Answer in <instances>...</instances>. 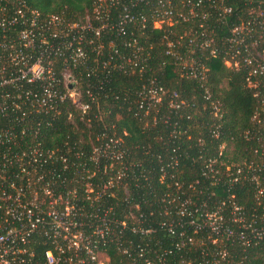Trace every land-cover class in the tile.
Instances as JSON below:
<instances>
[{"label": "trees", "instance_id": "1", "mask_svg": "<svg viewBox=\"0 0 264 264\" xmlns=\"http://www.w3.org/2000/svg\"><path fill=\"white\" fill-rule=\"evenodd\" d=\"M95 1L2 0L5 10L0 13L11 17L21 4L26 13L13 30L3 31L22 49L15 32L26 27L29 16L36 14L42 24L52 15L67 22L93 20ZM125 1L134 21L125 24L124 33L116 27L99 37L89 32L82 42V61L53 56L49 66L56 76L62 80L61 72L68 68L77 80L79 104L67 97L46 110L35 102L9 109L11 119L1 118L0 127L13 128L22 147L40 144V153L21 159L31 174L22 171L15 150L0 144L4 187L16 192L10 186L14 181L26 196L34 189L43 192L41 185L45 188L47 182L53 196L74 191L69 203L76 211L70 218L78 222L84 243L104 252L112 264H264V237L250 234L244 243L236 226L238 234L227 239L205 223L207 212L232 216L235 202L248 219L256 215L255 225L262 224L264 195L257 197L251 177L259 174L264 184V72L252 74L246 52L234 54L242 46L230 37L234 26L251 23L256 30L247 34L246 43L264 55V0H201L198 6L197 0ZM225 6L231 10L224 12ZM167 8L172 22L155 26ZM119 10L112 8L111 23L119 20ZM256 57L264 64V58ZM29 87L41 90L38 83L23 89ZM60 89L65 91L63 84ZM21 95L17 99L25 103L26 95ZM175 101L179 107L172 105ZM23 126L27 135L21 133ZM223 143L228 145L220 157L224 164L211 171L207 158L219 157ZM39 175L44 180L28 185L29 177ZM235 176L241 177L229 180ZM48 204L49 199L42 207ZM57 207L63 210L65 204ZM147 228L152 231L144 232ZM57 240L52 230L33 232L31 264H48L45 251L56 252Z\"/></svg>", "mask_w": 264, "mask_h": 264}, {"label": "built area", "instance_id": "2", "mask_svg": "<svg viewBox=\"0 0 264 264\" xmlns=\"http://www.w3.org/2000/svg\"><path fill=\"white\" fill-rule=\"evenodd\" d=\"M131 4H135L138 0H129ZM93 10V20L86 18V21H66L63 16L52 15L47 19H44V24L39 21V18L35 15L29 16L24 20L26 27L17 30V38L20 41L19 49L17 42L11 39L3 30L11 29L12 26L20 21V18L25 19V11L22 4L15 7L13 16L9 17L7 14L0 13V27L3 32L0 34V121L1 118L8 115V110L23 109V105H35L41 109H49L52 102L57 100H64L69 97L73 102L79 104L81 102V92L77 87V80L71 74L70 69L64 68L61 72L63 79L56 76L54 69L49 66L53 63L54 57L63 56L66 60H71L73 63L82 61L86 56L84 44V38L86 34L92 32L95 36L99 37L106 29L117 28L118 34L125 32V24L134 21V16L130 14L128 10L127 2L125 0H96ZM201 4V0L194 2V6ZM120 9L118 11L119 20L115 23H111L109 18L111 16L112 8ZM224 12H229L231 8L225 6ZM0 10H5V7L0 0ZM190 13L194 14V9L190 10ZM105 14V16H103ZM195 15V14H194ZM264 15V14H262ZM163 18L159 17L155 21V26L160 27L163 22H172V11L170 9L164 10ZM185 18H188L186 16ZM99 22V25H95ZM258 23V22H257ZM264 25V20H263ZM13 30V29H11ZM256 30L251 23H242L236 25L231 30L230 42L240 43L241 48H236L234 54L239 55L242 51L246 52L244 60L253 65L252 74L257 72H264V64L261 63L256 54L263 59L264 55L260 52H254L250 46L246 43L247 34H252ZM39 39L40 42L36 45L35 39ZM75 43V44H74ZM73 44V46H72ZM103 45L99 43L98 48ZM33 49V51H32ZM214 51V50H213ZM35 52V54H34ZM36 57H35V56ZM54 56V57H53ZM64 61V59H63ZM255 61L257 62L256 64ZM230 61H227V63ZM237 65L238 62H235ZM40 84L41 90L34 91L32 88H26L25 85ZM64 85L65 91H61L60 86ZM249 84L253 83L249 80ZM73 85V87L71 86ZM11 90V91H10ZM15 90L16 92H13ZM19 92V93H18ZM22 94L26 95L25 103H21L17 98H22ZM258 94V93H257ZM264 102V100H263ZM174 107H179L180 104L175 101L172 103ZM88 105H84V108ZM17 110V111H18ZM15 111V112H17ZM22 115V114H21ZM23 117V115H22ZM10 118V114L8 115ZM22 134H28L27 129L23 126L21 130ZM218 132L216 133V135ZM5 143L9 149H13L18 156L17 162L22 171L26 174H31L26 170V162L21 160L24 156L37 155L40 153L39 143L33 148L30 144L22 147V144L18 140L17 133L11 127H0V144ZM224 144V143H223ZM221 144V146L223 145ZM38 146V147H37ZM220 156L207 158V168L211 171L215 170V165L224 164L221 157L224 149L221 148ZM108 144L104 151L109 149ZM21 148V150H19ZM18 149V150H17ZM95 152H101L100 147L95 148ZM116 158H120L122 151L118 149L115 152ZM10 158L6 157L5 164ZM35 161H41L39 157ZM9 163L12 165L13 160ZM4 164V163H3ZM4 164V165H5ZM112 165V164H111ZM254 165L253 163L249 164ZM107 166L105 165V168ZM262 169L261 167L259 168ZM5 168L0 166V210H4V215L0 213V264H31V257L33 252L28 247V241L33 232L42 227L45 230H52L53 235L57 238V251L52 249L45 251V260L48 264L65 262L66 264H98L99 252L93 250L88 243H84L83 232L79 228V224L73 221L70 217L74 215L76 208L73 204H70V197L76 196L72 191V196H53V192L48 187V182L43 187V192L47 193L46 197L49 199V204L46 208L42 207L43 203H38L39 190L34 189L26 196L23 193L21 187H16L15 182H11V188H14L16 192L8 191L4 184L6 178L3 174ZM218 171V169H217ZM238 174L242 172V168L237 169ZM233 174V173H232ZM241 176L231 177L229 180L232 182L238 181ZM251 179L255 182L257 187V197L260 198L264 195V184L259 174L254 173ZM44 180L43 175L37 177H29L27 179L28 185L32 182H39ZM93 190V189H92ZM91 190V191H92ZM87 191L90 192L89 189ZM71 193V191H69ZM26 196V197H24ZM57 204H65L64 209H59ZM232 216L224 218V215L217 212H207L205 223L211 228V231L218 236H225L229 239L230 236H234L236 232L235 227L238 226L240 233L239 236L244 243L251 240L250 234H253V238L264 237V213L262 217V224L255 225L256 215L253 213L251 218L246 217V212L241 206L232 202ZM45 214L52 217L51 220H46ZM49 223V227L44 226ZM125 223V222H123ZM191 223H195L191 220ZM198 227L199 226L198 224ZM208 227V228H209ZM171 228V227H170ZM98 231L103 233V228H99ZM144 232L152 231L151 228L143 230ZM238 234V233H237ZM217 238V237H216ZM213 239L216 242L218 239ZM192 241V237L189 238ZM69 252V256L64 257V254ZM85 255H84V253ZM226 250L223 251V255H226ZM219 264H230L229 261H217ZM106 264H112L110 259Z\"/></svg>", "mask_w": 264, "mask_h": 264}, {"label": "rangeland", "instance_id": "3", "mask_svg": "<svg viewBox=\"0 0 264 264\" xmlns=\"http://www.w3.org/2000/svg\"><path fill=\"white\" fill-rule=\"evenodd\" d=\"M171 23V22H170ZM168 45H172V42L169 43ZM237 62V61H236ZM185 64H187V62L185 61ZM228 65H230V63H227ZM228 147L227 143H224L221 148H223L224 150H226ZM232 148V147H231ZM227 169H229V166H227ZM87 189L90 190V192H92L93 188L90 186V184H87ZM92 190V191H91ZM47 193H38V199L37 202L38 203H44L48 198L46 197ZM98 264H106L108 262L109 257L104 253V252H99V256H98Z\"/></svg>", "mask_w": 264, "mask_h": 264}]
</instances>
